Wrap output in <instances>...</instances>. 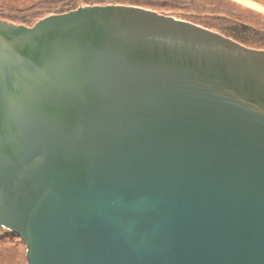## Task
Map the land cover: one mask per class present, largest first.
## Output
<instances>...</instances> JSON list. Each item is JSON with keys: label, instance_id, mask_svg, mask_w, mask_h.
<instances>
[{"label": "water", "instance_id": "water-1", "mask_svg": "<svg viewBox=\"0 0 264 264\" xmlns=\"http://www.w3.org/2000/svg\"><path fill=\"white\" fill-rule=\"evenodd\" d=\"M0 229L26 264H264V49L142 6L0 18Z\"/></svg>", "mask_w": 264, "mask_h": 264}, {"label": "rangeland", "instance_id": "rangeland-1", "mask_svg": "<svg viewBox=\"0 0 264 264\" xmlns=\"http://www.w3.org/2000/svg\"><path fill=\"white\" fill-rule=\"evenodd\" d=\"M109 4L142 6L222 34L223 26L244 23L253 30L247 33L243 44L264 49V0H0V18L16 25L32 26L41 18L61 11ZM0 233V264H26L25 245L6 235L4 229Z\"/></svg>", "mask_w": 264, "mask_h": 264}, {"label": "flooded vegetation", "instance_id": "flooded-vegetation-1", "mask_svg": "<svg viewBox=\"0 0 264 264\" xmlns=\"http://www.w3.org/2000/svg\"><path fill=\"white\" fill-rule=\"evenodd\" d=\"M8 17L11 18L12 16L8 15ZM25 22H27V21H25ZM23 25H26V24H23ZM243 25H244V23L239 22L238 24L223 26L222 30H225V31H223V34H225L227 37L234 39V40H237V41L241 42V44H243L245 42L244 41L245 38H247V33H249L250 30H253L250 27H243ZM227 30H230L231 32H228ZM1 230H3V229H1Z\"/></svg>", "mask_w": 264, "mask_h": 264}, {"label": "trees", "instance_id": "trees-1", "mask_svg": "<svg viewBox=\"0 0 264 264\" xmlns=\"http://www.w3.org/2000/svg\"><path fill=\"white\" fill-rule=\"evenodd\" d=\"M6 232H7L6 235L8 234L9 236H11V238L14 237V236H12V234H10L7 230H6ZM15 238H17V237H15ZM1 239H2V238H1ZM17 239H18L21 243L24 244V242H23L20 238H17ZM1 242H2V240H0V246L2 245ZM24 245H25V244H24Z\"/></svg>", "mask_w": 264, "mask_h": 264}, {"label": "built area", "instance_id": "built-area-1", "mask_svg": "<svg viewBox=\"0 0 264 264\" xmlns=\"http://www.w3.org/2000/svg\"><path fill=\"white\" fill-rule=\"evenodd\" d=\"M1 238H2V235H1V233H0V240H1Z\"/></svg>", "mask_w": 264, "mask_h": 264}]
</instances>
